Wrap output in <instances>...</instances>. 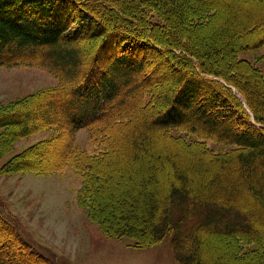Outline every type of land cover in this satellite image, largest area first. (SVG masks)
Masks as SVG:
<instances>
[{"label": "trees", "instance_id": "1", "mask_svg": "<svg viewBox=\"0 0 264 264\" xmlns=\"http://www.w3.org/2000/svg\"><path fill=\"white\" fill-rule=\"evenodd\" d=\"M261 25L264 0H0V65L60 80L2 107L1 137L53 130L27 153L65 138L54 165L4 172L74 170L104 232L171 234L181 264H264V74L240 56L264 46ZM15 220L0 206V264H48Z\"/></svg>", "mask_w": 264, "mask_h": 264}, {"label": "rangeland", "instance_id": "2", "mask_svg": "<svg viewBox=\"0 0 264 264\" xmlns=\"http://www.w3.org/2000/svg\"><path fill=\"white\" fill-rule=\"evenodd\" d=\"M246 6L255 12L261 10L258 5ZM223 15L214 18L209 27L199 28V32L208 34ZM262 29L264 25L256 27L250 41ZM248 37L249 34L245 35V40ZM240 56L254 62L264 74V46L244 50ZM59 85L58 76L46 67L0 65V109L30 95L56 90ZM51 98L43 95L38 101L41 103ZM53 134V130L44 129L20 138L8 150L0 128V206L16 218L18 225L14 224L15 227L23 229V234L32 240L34 249L47 259V263L181 264L175 257L171 234L158 243L137 246L131 237H116L104 232L89 218L87 208L78 201L81 178L74 170L66 168L53 173L4 172L20 167H45L61 160L65 138L51 142L45 148L34 147L33 152L27 153L36 142L49 140ZM76 144L88 151L93 150L87 129L78 130ZM209 145L215 146L213 141ZM215 147L218 150L228 148L219 144Z\"/></svg>", "mask_w": 264, "mask_h": 264}]
</instances>
